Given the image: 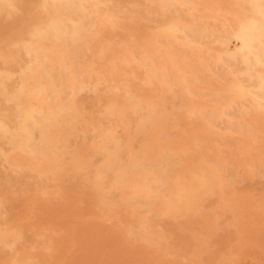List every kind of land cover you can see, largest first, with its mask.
I'll use <instances>...</instances> for the list:
<instances>
[{"label": "bare ground", "instance_id": "bare-ground-1", "mask_svg": "<svg viewBox=\"0 0 264 264\" xmlns=\"http://www.w3.org/2000/svg\"><path fill=\"white\" fill-rule=\"evenodd\" d=\"M209 5L211 6V4ZM236 6V11L238 12V8L240 7L241 12L240 14H235V16L241 18L240 22L245 23L243 30L251 34L252 39L248 44L247 57L241 60L239 65V67L241 66L239 73L245 78V83L235 86L231 84L226 89L228 93L225 95L247 100L246 105L250 109L247 113L253 116V119L249 123L246 121H235V118L232 117V119L234 118V122L232 121L233 123L231 122L230 124L226 123V119L219 118L220 123L221 121L223 124L225 123L226 125L224 126H226L227 130H230L229 133H220V130L218 131L214 127L216 125L213 122L214 118L210 122L191 119L187 122L189 130L202 129L204 132L200 134L196 132L183 135H176V133H174L175 135L172 133L171 135L168 133L159 135L160 133L156 134L155 131H159V129L168 130L172 126L164 128V125L158 122V119L155 117V110H147L149 112V116L147 117L149 118L142 121L139 118L140 116H137L138 113L135 112V115H137L131 117L132 113L129 116L128 111L125 110L128 116L121 114L123 116L120 117L121 115L118 114L122 119L118 121L112 120L108 126L115 124L113 122L119 123V125H112L113 128H109L107 133L102 132L100 127H97L99 125H93L90 129L79 130V135H87L88 139L84 138L87 139L86 141H96L90 143V147L85 148L83 153L78 149H70V145H67V139L76 134V129L74 130L75 126L70 121L73 118V113H66L65 110L55 111L49 104L46 105L45 103L46 109L44 104V106L40 104L45 110L40 109L39 115H35L31 108L18 109L20 110L19 112L14 110L15 113L21 115V118L16 121H20L19 127L22 130L25 129L24 135H19L18 131L14 133V130V132L11 131L10 133L8 132L9 128L6 131L0 125V134L6 137V147L11 149L9 150V154L4 150L7 149L5 146L2 149L6 153L4 154V151H0L3 153L0 155L2 157H0V160L3 159L2 163H10L9 167L6 166L7 169L2 166L3 170H0V264H241V260L245 257L264 255V119H262L263 117H258L264 111V0H238ZM21 8L23 7L21 6ZM51 14L53 15V13ZM213 14L216 13L214 12ZM97 17L99 18V15ZM36 24L38 25V23ZM235 24L237 25V23ZM10 27L12 28L13 26L11 25ZM6 29L3 28L1 30H5L7 33L10 28H8V31ZM11 33H8V35ZM2 38L1 40L4 39ZM12 38L14 39V37ZM7 40L6 42L9 41ZM19 46H16V48ZM241 48L245 47L241 46ZM3 50L2 52L5 51ZM166 52L168 54V51ZM6 53L8 56V51ZM34 58L36 60L37 55ZM2 62L4 63V61ZM63 64H66V62ZM11 65L14 66L13 64ZM8 66L10 67V65ZM7 69L9 68L7 67ZM0 71L2 72V70ZM64 71L66 72L67 70L64 69ZM54 73L56 74L57 72ZM196 73L194 78H196ZM16 78L13 79L15 80ZM40 80L43 84L42 78ZM10 81L9 79L7 82L10 83ZM154 86H157L156 83ZM9 89L11 90V88ZM63 89L71 90L72 88L67 85ZM107 89L105 87L104 92ZM145 91H149V89ZM24 92L23 88L20 89L19 87V91L15 94H5L1 96V100L4 98V101H2L4 104L6 103L5 105L10 111L12 109L9 106L14 107L17 103L19 104V101L23 97L22 95L25 94ZM63 92L66 91L63 90ZM109 92L111 91L109 90ZM0 93L4 94V91L2 90ZM112 93L115 94L114 91ZM126 93L125 95L128 94ZM199 93L201 94V92ZM20 94H22L21 98ZM98 94L101 93L98 92ZM193 94L195 95L196 93L194 92ZM197 95L199 96V94ZM28 96L30 97L31 95ZM66 96H69V94H66ZM128 96L130 97V95ZM71 97L73 98L74 95H70ZM221 97L223 96L221 95ZM53 98L55 99L52 101L59 100V98ZM155 98L157 99V96ZM83 100L86 101L88 99ZM205 100L207 101V99ZM93 101L95 100L93 99ZM135 101L137 102L138 100ZM80 102L78 101L79 104ZM175 105L177 106V103ZM77 107L79 106L77 105ZM65 108L67 110V107ZM74 108L76 109V107ZM37 109L39 108L37 107ZM78 109L80 110V108ZM155 109L157 108L155 107ZM179 109H181V106L180 108L178 107ZM137 110L139 111L138 108ZM14 111L12 110V112ZM199 112L202 113V111ZM203 112L205 113V111ZM88 113L82 115L86 114L85 116H87ZM5 114L7 116L9 112ZM165 114H168V112ZM174 115L172 114V116ZM67 116L70 118L69 121L67 120ZM101 116L103 117L104 115ZM219 116L222 117V115ZM3 119L7 120L9 118H5L4 116L0 120ZM7 123H9V120ZM60 123L61 126H59ZM88 125L91 124L88 123ZM149 131L152 133L150 134ZM38 133L39 136L37 135ZM76 135L78 136V132ZM19 136L21 141L26 137H30V140L32 139L33 141L31 143H20ZM62 138H66L64 143L60 141ZM69 140L72 141V139ZM133 141L136 143L133 144ZM1 143L0 145H4ZM29 148H32L37 156H39L41 160L40 164L32 163L30 160L27 161L26 152ZM25 164L29 168V176L32 179L29 176H25L28 173H25V175L24 173L21 174L22 169L20 172L17 171V169L19 170ZM34 184L39 185L40 189H33ZM257 185L260 186L256 187ZM48 188L56 189L57 191L52 193L55 196H52L53 200L47 208L48 211H46L44 209V202L48 198V196H45V194H48ZM22 195H25L24 197L26 198H22ZM66 224H70L68 228ZM63 228L67 229L68 232L67 235L60 238V233L64 231ZM64 233L66 234V230Z\"/></svg>", "mask_w": 264, "mask_h": 264}, {"label": "rangeland", "instance_id": "rangeland-1", "mask_svg": "<svg viewBox=\"0 0 264 264\" xmlns=\"http://www.w3.org/2000/svg\"><path fill=\"white\" fill-rule=\"evenodd\" d=\"M224 1H225L224 3H223V0L220 1L222 2L220 4L221 7L220 5H218L220 3L219 0H206V1L205 0H142V1L141 0H91V1L90 0H59L55 2L52 0H34V1L33 0H3V1H0V22H1L0 30L3 28L4 29L7 28L6 31H8V28H10V30L7 33L5 32V30L0 31V43L2 42L0 44V67H1L0 70H2V72L0 71V91L1 92L2 90L4 91V94L0 93L1 94L0 95V106H1L0 108L2 109V110L0 109V119L4 118V116L5 118H9L7 120L3 119L5 122L3 120H0V125L3 127V129H6V131L9 128L8 132L10 133L11 131L14 130L15 131V132L13 131L14 133L18 131L19 135H22L25 129L22 130L19 127L20 121H16L17 119L19 120V118H21V115L19 113L18 114L15 113L14 110H17V112H19L21 109L31 108L33 109L35 115H39V110L40 109L45 110L46 105L49 104L55 111L65 110L66 113H73V118L70 119L67 116V120L69 121L70 119V121H72L73 125L75 126L74 130L76 129L75 133L77 134L78 132V136L76 134H74V136H71V138L69 139H72V141L67 139L68 141L67 145L68 146L70 145L69 146L70 149L72 148H74L75 150L78 149L83 153L85 148L90 147V143H94L96 141H90V140L86 141L88 139L86 137L87 135L86 136L79 135L80 129H90L91 126L93 125L95 126L99 125L97 127H100L102 132L107 133V130L109 128L111 127L113 128V126L119 125V123L117 124L116 122H113L115 123V124H112L113 126L112 125L108 126L110 124V121L121 120L122 118L120 117H122L123 115L125 116H128L129 114L131 115V113H132L131 117L136 116L137 114L135 115V112L138 113L137 116H140L139 118L141 121L146 120L149 118L147 117L149 116V112L147 110H150V109H151L150 111L152 110L156 111V112L154 111L155 117L158 119V122H161V124L164 125V128L172 126V128L168 130L159 129V131L157 130L158 133L157 131H155L156 134L160 133L159 135H162L165 133H168L169 135H171V133L173 135H175L174 133H176V135H183V134H193L196 132L197 134H200L204 132L202 129L201 130H189V125L187 124V122H189V120L191 119H196V120L198 119V120H202V121L204 120L206 122H210L214 118L213 122H215L216 125L214 124L215 126L214 125L213 126L218 131L220 130L219 131L220 133H229L230 130L229 129L227 130L226 126H224L226 125L225 123L223 124L222 121L220 123L219 118H222L223 120L226 119L225 120L227 121L226 123H230V124L232 121L234 122V118H235V121H242V122L246 121L247 123H249V121L253 119V116L247 113V111H250V109H248L246 105L247 100L244 98H236V97H232V96L225 95V94L228 93L226 89L229 88L231 84L235 86L238 84L245 83V78L241 76V74L239 73L241 69V66L239 67V65H240V61L244 60L247 57L246 55L248 53L247 51L248 44L251 42L252 36L251 34L246 33L243 30V27L245 28V23L240 22L241 18L235 16V14H238V13L240 14L241 12L240 7L238 8V12L236 11L237 6H238V5L236 6V4L238 0H235V1L224 0ZM23 2L24 3L26 2V4H24ZM34 2L37 4H35ZM45 4H47L48 6ZM209 4H211V6ZM231 5H234L236 7L234 6L231 7ZM21 6L23 8H21ZM210 9H212L211 10L212 13L209 12ZM47 10L49 11L47 12ZM227 11L229 12L227 13ZM25 12H28V13H25ZM214 12L216 14H213ZM51 13H53V15ZM15 15L17 18L15 17ZM98 15L100 19L97 17ZM117 15L119 18L117 17ZM38 16H41V17L38 18ZM122 16L124 17V19ZM49 17L50 18L52 17V18L50 19ZM22 22H23V25L25 24L24 26L22 25ZM35 22L38 23V25ZM235 23H237V25ZM10 24L13 26L12 28L10 27L11 26ZM15 26H17L16 29H19V30L14 29ZM23 27H25L26 30ZM8 33H11V34L8 35ZM185 34L187 35V37ZM6 35H8L9 37ZM12 37H14V39ZM1 38L3 40H1ZM5 38H7L9 41ZM6 40L8 42H6ZM245 43L247 44L245 45ZM16 46H19V47L16 48ZM241 46L245 47L246 50H244L245 48L242 49ZM2 50L4 52H2ZM7 51H8V56L6 53ZM17 51L18 53H16ZM166 51H168V54ZM11 52L14 56L11 54ZM16 55H18L19 57ZM36 55H37V59L35 60L34 57H36ZM146 60H147V63H146ZM2 61H4V63ZM65 62L66 64H63ZM124 62L126 66L124 65ZM16 63L18 64L16 65ZM209 63L211 66L209 65ZM11 64H13L14 66H12ZM8 65H10V67ZM4 66L5 67L7 66L9 69H7L6 67V70H5ZM65 66L67 69L65 68ZM71 66H72V69H71ZM3 69H4V72H3ZM64 69L67 70L66 71L67 73L64 71ZM102 70L104 71L102 72ZM54 72H57V73L55 74ZM111 72H114V73L111 74ZM195 73H196V78H194ZM234 73H236L238 76ZM13 78H16V79L14 80ZM41 78L44 82L43 84L40 80ZM108 78H111V79H108ZM9 79L11 80L10 83L7 82L9 81ZM12 79L15 81V83ZM130 80L132 83L130 82ZM204 80L205 82L203 83ZM99 82L101 85L103 84L102 85L103 87L100 84H98ZM155 83L157 86H154ZM97 84L101 87H99ZM12 85L14 86L12 87ZM67 85H69L72 89L71 90L63 89V88H66ZM74 85H77V86H74ZM187 86L188 88H186ZM19 87L20 89L23 88V92L25 91L24 92L25 94L22 93L24 95L22 94L19 95L20 98H21V95L23 97L21 98V101H19V104L17 103L16 105H14V107H16L15 109L13 106H9L11 107L10 109L14 111L12 112V110H10L11 111L10 113L9 108L7 109L5 105L6 103L4 104L3 102L4 98L2 99L3 101L1 100V96H4L5 94H8V95L15 94L17 91H19ZM56 87L58 88L59 91L57 90ZM105 87L106 89L108 88L107 89L108 91L106 90L104 92ZM115 87H117L116 88L118 90L117 92H116ZM9 88H11V90ZM86 88L87 89L89 88V89L87 90ZM99 88H102V89H99ZM157 88L159 89L156 90ZM148 89L149 91H145ZM63 90H65L66 92H63ZM109 90L111 92H109ZM113 91L114 93L116 92L115 93L116 95L112 93ZM119 91L121 92L119 93ZM203 91L206 93H204ZM48 92L50 93L48 94ZM81 92H84V93H81ZM86 92L87 93L89 92V94H87ZM98 92L101 94H98ZM194 92L196 93L195 95L193 94ZM199 92H201V94ZM65 93L67 95L69 94V96H66ZM125 93L127 95H125ZM35 94H37L38 96ZM43 94L44 96H42ZM53 94H54L53 97L57 98L59 96L58 101L56 100L52 101L53 99H55L51 97ZM57 94L59 95L57 96ZM81 94L84 97L87 95L86 96L87 98L86 97L84 98ZM167 94H169L170 97H168L169 95L167 96ZM197 94H199V96ZM28 95H31V96L29 97ZM70 95L71 96L74 95L73 97L74 99L72 97L70 98ZM128 95H130V97ZM221 95L223 97H221ZM156 96H157V99L155 98ZM37 99L40 101H38ZM77 99L78 101H81L82 103L80 102L79 104ZM83 99H88V100L85 101ZM93 99L95 101H93ZM205 99H207V101ZM108 100L112 102L110 103ZM135 100H138V101L136 102ZM42 101H45V102H42ZM62 101H65V102H62ZM102 101H105L106 104L105 102H103L104 104L101 103ZM134 101L140 104L141 106L136 104ZM73 102H76V103H73ZM63 103L65 104L63 105ZM83 103H85L86 106L85 104L84 106H82ZM97 103H100V104H97ZM174 103L175 104L177 103V106ZM40 104L41 105L44 104L45 109ZM95 104L98 105L99 107L96 106ZM77 105L79 107H77ZM150 105L151 107H149ZM61 106H62V109H61ZM167 106L169 109L167 108ZM180 106H181V109H179L180 110L179 111L178 107L180 108ZM184 106H186L187 108ZM37 107L39 109H37ZM65 107H67V110ZM74 107H76L77 111ZM155 107L157 109H155ZM78 108H80V110ZM137 108L139 109V111L137 110ZM125 110L128 111V115H127V112L125 113ZM158 110L159 112H157ZM199 111H202L203 114ZM203 111H205V113ZM6 112H9L7 116H9L10 114L12 115L7 117L5 114ZM166 112H168V114H165ZM84 113H88L87 114L88 117L85 116L86 114L82 115ZM112 113L114 114L112 115ZM206 113H210V114L206 115ZM99 114L104 115L103 116L104 118ZM118 114L120 115L123 114V115L120 116ZM172 114L173 115L176 114L174 116L178 115L177 117L179 120L178 119L176 120L177 117L172 116ZM194 114H197V115H194ZM219 115H222V117ZM209 116L212 118H210ZM232 117L234 118L232 119ZM258 117H261V118L263 117L262 119H264V111H263V114L261 116L259 115ZM170 119L173 122H171ZM8 120H9V123H11L12 125L7 123ZM74 120L76 121L74 122ZM90 121H94V122H90ZM88 123L91 125H88ZM84 124H87V125H84ZM173 124H175L176 126ZM179 124H182V125H179ZM217 124H220L222 127ZM16 125H17V128H16ZM59 126H61V123L59 124ZM149 132L150 134L152 133L151 131ZM0 135H1L0 143L1 141L4 142V143L3 142L1 143L4 145H0V151L6 150L7 154H9L10 153L9 150L11 149L6 147V142H7L6 137L3 134H0ZM37 135L39 136V133ZM37 135L35 134V136ZM72 137L75 139H73ZM2 138L4 139L2 140ZM18 138H19L20 143L21 142L31 143V141H33L32 139L30 140V137H26L22 141L20 139V136ZM84 138H87V139H84ZM78 139H82V140L78 141ZM64 140L66 141V138H62L60 141L64 143ZM69 141H71L72 143ZM77 142L81 144H78ZM135 143L136 142L133 141V144ZM77 144L81 146H78ZM75 145H77L76 146L77 148L75 147ZM4 146L7 149L3 150L2 148H5ZM6 152L4 151V154ZM2 154L3 153L0 152V155ZM26 156L28 157L27 161L30 160L32 161V163H38V164H40L41 162L39 156H37V154L32 148H29L27 150ZM64 161H66V159H64ZM2 162H3V159L0 160V166H1L0 170H3L2 166L7 169L6 166L9 167L10 163L6 164ZM28 169L29 168L25 164V165H22V167L19 170L17 169V171L20 172L21 170V174L24 173L25 175V173L26 174L28 173L25 176H29L30 172ZM29 178L32 179L30 176ZM38 186L37 184H34L32 188L40 189V186L39 188ZM259 186L257 185L256 187H259ZM48 189H49L47 191L48 194H45V196H48V198L44 202V206H45L44 209L46 211H48L47 208L49 207V204H51L53 200L52 196L53 197L55 196V194H52V193L57 191L56 189H51V188H48ZM22 196H23L22 198H26L24 197L25 195H22ZM69 225L70 224L68 225L66 224L67 228L69 227ZM63 230L64 231L66 230V234L64 233V231L61 232L60 238H62L64 235H67L68 230L64 228ZM241 264H264V255L245 257L243 258V260H241Z\"/></svg>", "mask_w": 264, "mask_h": 264}]
</instances>
